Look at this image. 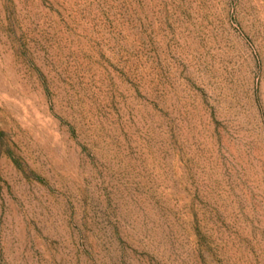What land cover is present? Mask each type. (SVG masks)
I'll list each match as a JSON object with an SVG mask.
<instances>
[{"label": "rangeland", "instance_id": "obj_1", "mask_svg": "<svg viewBox=\"0 0 264 264\" xmlns=\"http://www.w3.org/2000/svg\"><path fill=\"white\" fill-rule=\"evenodd\" d=\"M0 264H264V0H0Z\"/></svg>", "mask_w": 264, "mask_h": 264}]
</instances>
